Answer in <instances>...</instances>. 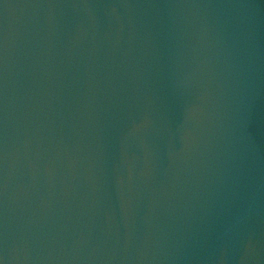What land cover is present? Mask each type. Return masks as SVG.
I'll use <instances>...</instances> for the list:
<instances>
[{
	"label": "water",
	"instance_id": "1",
	"mask_svg": "<svg viewBox=\"0 0 264 264\" xmlns=\"http://www.w3.org/2000/svg\"><path fill=\"white\" fill-rule=\"evenodd\" d=\"M0 264H264V0H0Z\"/></svg>",
	"mask_w": 264,
	"mask_h": 264
}]
</instances>
